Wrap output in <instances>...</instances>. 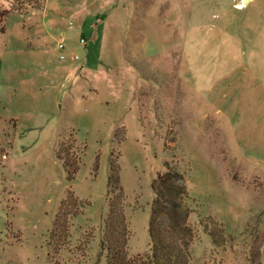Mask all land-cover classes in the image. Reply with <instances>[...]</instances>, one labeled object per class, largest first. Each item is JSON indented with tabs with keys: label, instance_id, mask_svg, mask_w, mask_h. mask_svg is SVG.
<instances>
[{
	"label": "rangeland",
	"instance_id": "374dc122",
	"mask_svg": "<svg viewBox=\"0 0 264 264\" xmlns=\"http://www.w3.org/2000/svg\"><path fill=\"white\" fill-rule=\"evenodd\" d=\"M0 13V264H108L118 214L124 260L146 264L166 167L186 191L187 264H264V0Z\"/></svg>",
	"mask_w": 264,
	"mask_h": 264
},
{
	"label": "trees",
	"instance_id": "16d2710c",
	"mask_svg": "<svg viewBox=\"0 0 264 264\" xmlns=\"http://www.w3.org/2000/svg\"><path fill=\"white\" fill-rule=\"evenodd\" d=\"M2 13H0L1 16ZM116 184L117 175H108V185ZM109 187V186H108ZM111 188V185H110ZM152 200L147 222L148 256L146 264H187V246L193 239L192 228L187 223V208L183 205L186 191L182 175L166 167L165 171L155 176L150 184ZM114 202V201H113ZM113 214V213H112ZM115 218L112 225L106 221L104 225L105 249L110 252L108 264H130L124 260V244L126 231L121 217ZM209 228L206 233L214 245H220L222 227ZM108 241H111L108 243ZM113 242V243H112Z\"/></svg>",
	"mask_w": 264,
	"mask_h": 264
},
{
	"label": "built area",
	"instance_id": "2783aa9c",
	"mask_svg": "<svg viewBox=\"0 0 264 264\" xmlns=\"http://www.w3.org/2000/svg\"><path fill=\"white\" fill-rule=\"evenodd\" d=\"M82 42V40H80V43ZM62 44H58V46H57V49H62ZM60 59H62L63 58V56H61L60 55V57H59ZM72 59H77V57L76 56H74Z\"/></svg>",
	"mask_w": 264,
	"mask_h": 264
},
{
	"label": "water",
	"instance_id": "95a60500",
	"mask_svg": "<svg viewBox=\"0 0 264 264\" xmlns=\"http://www.w3.org/2000/svg\"><path fill=\"white\" fill-rule=\"evenodd\" d=\"M248 0H241L242 4H245Z\"/></svg>",
	"mask_w": 264,
	"mask_h": 264
}]
</instances>
